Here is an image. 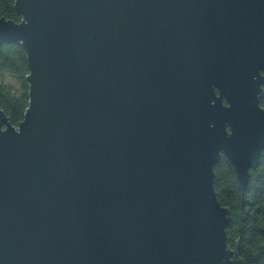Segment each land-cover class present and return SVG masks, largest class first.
Masks as SVG:
<instances>
[{"label": "water", "instance_id": "obj_1", "mask_svg": "<svg viewBox=\"0 0 264 264\" xmlns=\"http://www.w3.org/2000/svg\"><path fill=\"white\" fill-rule=\"evenodd\" d=\"M29 106L0 107V264H245L214 166L264 150V0H15Z\"/></svg>", "mask_w": 264, "mask_h": 264}, {"label": "trees", "instance_id": "obj_2", "mask_svg": "<svg viewBox=\"0 0 264 264\" xmlns=\"http://www.w3.org/2000/svg\"><path fill=\"white\" fill-rule=\"evenodd\" d=\"M15 0H0V16L20 22ZM30 73L25 48L20 43L0 45V107L18 126L29 106ZM264 108V91L260 96ZM244 192L238 187L234 164L224 155L214 166V186L220 203L230 209L226 228L228 245L238 247L245 264H264V150Z\"/></svg>", "mask_w": 264, "mask_h": 264}]
</instances>
